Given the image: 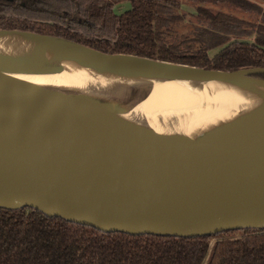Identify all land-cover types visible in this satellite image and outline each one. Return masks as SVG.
Returning a JSON list of instances; mask_svg holds the SVG:
<instances>
[{
	"label": "water",
	"instance_id": "1",
	"mask_svg": "<svg viewBox=\"0 0 264 264\" xmlns=\"http://www.w3.org/2000/svg\"><path fill=\"white\" fill-rule=\"evenodd\" d=\"M85 47L142 59L153 77L264 81L253 76L264 68L208 69ZM11 65L15 72L47 71L20 61ZM0 83L30 86L16 78L1 77ZM39 91L112 111L134 107L96 93L53 87ZM215 141L183 145L96 130L40 133L0 126V207L30 206L103 231L133 234L199 236L264 228V138Z\"/></svg>",
	"mask_w": 264,
	"mask_h": 264
},
{
	"label": "trees",
	"instance_id": "2",
	"mask_svg": "<svg viewBox=\"0 0 264 264\" xmlns=\"http://www.w3.org/2000/svg\"><path fill=\"white\" fill-rule=\"evenodd\" d=\"M130 2L118 13L116 3ZM197 4L193 35L172 24L183 2ZM205 4L254 14L240 18ZM0 29L64 38L106 53L234 71L264 68V7L250 0H0ZM254 35L252 42L241 38ZM219 51L210 57L212 49ZM264 79V73L253 74ZM0 264H264V228L199 236L133 234L49 216L30 206L0 207Z\"/></svg>",
	"mask_w": 264,
	"mask_h": 264
},
{
	"label": "bare ground",
	"instance_id": "3",
	"mask_svg": "<svg viewBox=\"0 0 264 264\" xmlns=\"http://www.w3.org/2000/svg\"><path fill=\"white\" fill-rule=\"evenodd\" d=\"M17 61L47 71L15 72L11 64ZM1 77L30 84L0 83V126L10 130H96L183 145L264 138L261 80L242 76L229 81L153 77L147 63L137 57L107 56L83 45L18 30H0ZM144 85L149 87L147 97L125 112L62 93L39 91L53 87L104 94ZM168 97L177 103L176 114L162 109ZM176 126L191 138L173 133Z\"/></svg>",
	"mask_w": 264,
	"mask_h": 264
},
{
	"label": "rangeland",
	"instance_id": "4",
	"mask_svg": "<svg viewBox=\"0 0 264 264\" xmlns=\"http://www.w3.org/2000/svg\"><path fill=\"white\" fill-rule=\"evenodd\" d=\"M264 2V1H263ZM197 4H193L191 2H183L180 9H178V13H180L183 18L172 24V34L176 35L178 38H182L184 36H192L193 31L195 27L200 25V22L197 19ZM206 7L210 8L212 11L216 12L218 10H222L228 13H232L240 18L256 21L254 14L244 12L240 9H237L235 7L229 6V5H214V4H205ZM131 5L129 1H124L121 3H116L114 5V9L118 13L125 12L126 10L130 9ZM254 38V35L241 38L242 41L252 42ZM219 49H212L210 51V57H213ZM148 88V89H147ZM149 87L148 86H125L123 88H119L114 92L110 93H104L99 94L100 96L103 95L105 97L113 98L120 100L122 103H124L125 108H129L137 104L139 101L146 98V96L149 93ZM172 100V101H171ZM162 109L163 111H167L169 113L176 114V105L177 103L174 101L172 97L166 98V100L162 103ZM154 105H157L154 103ZM156 108V107H154ZM175 116V115H174ZM173 133L182 136V138H187L189 135L187 133L179 128L178 126L174 127ZM187 131H189L187 129ZM191 133V130L189 131ZM191 138V137H189Z\"/></svg>",
	"mask_w": 264,
	"mask_h": 264
},
{
	"label": "crops",
	"instance_id": "5",
	"mask_svg": "<svg viewBox=\"0 0 264 264\" xmlns=\"http://www.w3.org/2000/svg\"><path fill=\"white\" fill-rule=\"evenodd\" d=\"M250 1L256 2L259 5H261L262 7H264V2H263L264 0H250Z\"/></svg>",
	"mask_w": 264,
	"mask_h": 264
},
{
	"label": "flooded vegetation",
	"instance_id": "6",
	"mask_svg": "<svg viewBox=\"0 0 264 264\" xmlns=\"http://www.w3.org/2000/svg\"><path fill=\"white\" fill-rule=\"evenodd\" d=\"M109 98V97H108ZM109 99H111V100H117V99H113V98H109ZM120 101V100H119ZM124 104V103H123Z\"/></svg>",
	"mask_w": 264,
	"mask_h": 264
}]
</instances>
